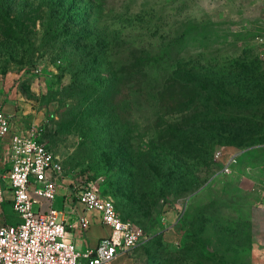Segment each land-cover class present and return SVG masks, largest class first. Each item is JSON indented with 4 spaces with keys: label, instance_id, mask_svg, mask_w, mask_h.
I'll use <instances>...</instances> for the list:
<instances>
[{
    "label": "rangeland",
    "instance_id": "374dc122",
    "mask_svg": "<svg viewBox=\"0 0 264 264\" xmlns=\"http://www.w3.org/2000/svg\"><path fill=\"white\" fill-rule=\"evenodd\" d=\"M263 2L0 0L5 112L34 126L66 187L104 180L143 231L133 264H264ZM218 149L245 151L234 174Z\"/></svg>",
    "mask_w": 264,
    "mask_h": 264
},
{
    "label": "built area",
    "instance_id": "2783aa9c",
    "mask_svg": "<svg viewBox=\"0 0 264 264\" xmlns=\"http://www.w3.org/2000/svg\"><path fill=\"white\" fill-rule=\"evenodd\" d=\"M260 23L255 42L264 47V2ZM4 109L0 99V264H112L121 255L129 256L144 234L122 218L104 193V180L66 187L62 163L40 141L34 126L16 128L17 115ZM244 153L218 149L214 160L222 165V174L232 175ZM8 207L18 221L6 220ZM90 211L98 213L110 234L95 247L80 249L75 235H84L95 223Z\"/></svg>",
    "mask_w": 264,
    "mask_h": 264
},
{
    "label": "crops",
    "instance_id": "0c3cea01",
    "mask_svg": "<svg viewBox=\"0 0 264 264\" xmlns=\"http://www.w3.org/2000/svg\"><path fill=\"white\" fill-rule=\"evenodd\" d=\"M9 100H25V99L22 97V95L20 93L14 91L13 92V96ZM12 115H15V114L12 113ZM90 212H92L94 214V215L90 216L91 218H93L94 216L96 217L95 220H94L95 224L92 225L90 230L87 233H85L84 235H82V236H79V234L75 235L76 245H77V241H80V244L77 245L78 248H80V249H85L87 247H95L97 245V243L99 242V239L104 238V237H108L109 234H110L109 228L102 226L100 224V222H99V219H97V217L99 216L98 213L93 212V211H90ZM3 222H4V219H3L2 216H0V225ZM257 227L264 228V224L262 222H259V224H257ZM89 234H91V236ZM89 236L94 241L93 244H91L90 241H88L87 238ZM258 243L260 245H262L264 242L263 241H259ZM112 264H133V262L128 256L121 255V256L117 257L113 261Z\"/></svg>",
    "mask_w": 264,
    "mask_h": 264
},
{
    "label": "trees",
    "instance_id": "16d2710c",
    "mask_svg": "<svg viewBox=\"0 0 264 264\" xmlns=\"http://www.w3.org/2000/svg\"><path fill=\"white\" fill-rule=\"evenodd\" d=\"M137 66L139 67V68H141V70H140V72H141V74H139V75H137L138 76V79H140V86H143L144 87V91H143V95H145L147 98H148V100L149 99H152V98H150L151 96L153 97V93H152V91H155V90H157V95H158V91H159V89H160V87H155V86H153L152 85V78H151V73L150 72H148V73H144L143 72V70L145 69V67H144V62H140V64L138 63L137 64ZM136 66V67H137ZM132 69L131 68H129V69H127V71H126V73H127V75H129V76H131V73H132V71H131ZM171 83V82H170ZM170 83H169V85H170ZM164 87V86H163ZM166 87H168V86H165V88ZM195 89L196 90H198V89H200V87L199 86H195ZM170 96H169V99L168 100H181L180 99V96H182L183 95V92H182V90L180 91V92H178V94H174V93H172V94H169ZM163 97H164V94L162 95ZM154 97H156L155 96V94H154ZM184 99V98H183ZM152 100H155V98H153ZM117 201H119V199L117 200ZM115 204H116V202H115ZM116 207H117V209H118V211L120 212V214H121V211L119 210V208H118V206H117V204H116ZM121 216H122V214H121ZM123 218V217H122ZM124 219V218H123ZM125 220V219H124ZM127 221V220H126Z\"/></svg>",
    "mask_w": 264,
    "mask_h": 264
}]
</instances>
